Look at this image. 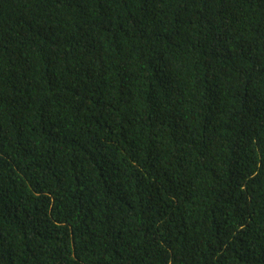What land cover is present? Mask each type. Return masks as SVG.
<instances>
[{
  "label": "trees",
  "instance_id": "1",
  "mask_svg": "<svg viewBox=\"0 0 264 264\" xmlns=\"http://www.w3.org/2000/svg\"><path fill=\"white\" fill-rule=\"evenodd\" d=\"M0 264H264V0H0Z\"/></svg>",
  "mask_w": 264,
  "mask_h": 264
}]
</instances>
